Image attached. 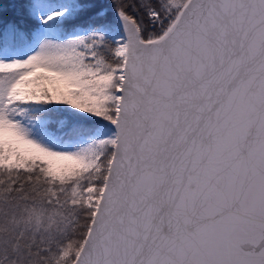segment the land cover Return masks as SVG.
Listing matches in <instances>:
<instances>
[{
    "label": "snow or ice",
    "instance_id": "1",
    "mask_svg": "<svg viewBox=\"0 0 264 264\" xmlns=\"http://www.w3.org/2000/svg\"><path fill=\"white\" fill-rule=\"evenodd\" d=\"M0 264H264V0H0Z\"/></svg>",
    "mask_w": 264,
    "mask_h": 264
}]
</instances>
